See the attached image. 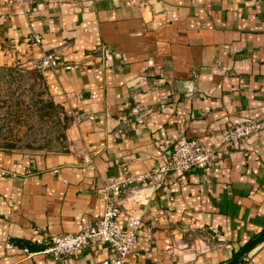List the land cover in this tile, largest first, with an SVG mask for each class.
<instances>
[{"label": "crops", "instance_id": "obj_1", "mask_svg": "<svg viewBox=\"0 0 264 264\" xmlns=\"http://www.w3.org/2000/svg\"><path fill=\"white\" fill-rule=\"evenodd\" d=\"M50 51L59 66L42 78L66 148L0 149V264H101L97 241L61 261L44 250L101 217L106 179L162 165L181 137L213 162L116 197L121 226L141 220L126 264H226L261 234L264 130L227 155L219 138L264 112V0H0V67ZM237 264H264V241Z\"/></svg>", "mask_w": 264, "mask_h": 264}, {"label": "built area", "instance_id": "obj_2", "mask_svg": "<svg viewBox=\"0 0 264 264\" xmlns=\"http://www.w3.org/2000/svg\"><path fill=\"white\" fill-rule=\"evenodd\" d=\"M13 1L19 2V0ZM32 40L36 45L41 43L39 35H33ZM58 66L55 52L50 51L33 62L30 69L42 74L56 70ZM130 114L136 118L137 124H143V114L138 108H132ZM262 130H264V112L258 118L243 121L223 130L219 138V151L227 155L236 150L239 143L253 138ZM214 153L195 139L181 137L174 143L162 165L140 175L125 176L120 181L112 177L106 179L100 188L104 201L101 217L94 223L86 224L75 234L51 235L44 254L52 261H61L74 256L97 241L107 246L110 251L109 258L101 264H126L127 257L133 254L141 220L139 217L129 218L126 224L121 226L116 197L135 188H159L166 183L169 175L181 176L193 170H203L213 162Z\"/></svg>", "mask_w": 264, "mask_h": 264}, {"label": "rangeland", "instance_id": "obj_3", "mask_svg": "<svg viewBox=\"0 0 264 264\" xmlns=\"http://www.w3.org/2000/svg\"><path fill=\"white\" fill-rule=\"evenodd\" d=\"M68 124L40 72L0 67V149L42 156L62 152Z\"/></svg>", "mask_w": 264, "mask_h": 264}, {"label": "water", "instance_id": "obj_4", "mask_svg": "<svg viewBox=\"0 0 264 264\" xmlns=\"http://www.w3.org/2000/svg\"><path fill=\"white\" fill-rule=\"evenodd\" d=\"M264 241V230L255 239L245 245L229 262L226 264H237L245 255H247L258 244Z\"/></svg>", "mask_w": 264, "mask_h": 264}]
</instances>
